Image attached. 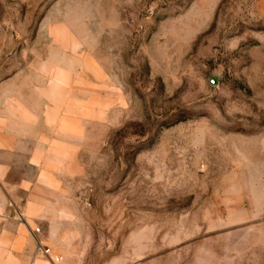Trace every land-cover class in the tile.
Segmentation results:
<instances>
[{
  "label": "rangeland",
  "instance_id": "rangeland-1",
  "mask_svg": "<svg viewBox=\"0 0 264 264\" xmlns=\"http://www.w3.org/2000/svg\"><path fill=\"white\" fill-rule=\"evenodd\" d=\"M13 76L115 95L63 264H264V0H0Z\"/></svg>",
  "mask_w": 264,
  "mask_h": 264
},
{
  "label": "crops",
  "instance_id": "crops-1",
  "mask_svg": "<svg viewBox=\"0 0 264 264\" xmlns=\"http://www.w3.org/2000/svg\"><path fill=\"white\" fill-rule=\"evenodd\" d=\"M14 79L0 85V264H63L72 185L85 173L80 147L115 95L83 80L77 91L69 83L23 94Z\"/></svg>",
  "mask_w": 264,
  "mask_h": 264
},
{
  "label": "built area",
  "instance_id": "built-area-1",
  "mask_svg": "<svg viewBox=\"0 0 264 264\" xmlns=\"http://www.w3.org/2000/svg\"><path fill=\"white\" fill-rule=\"evenodd\" d=\"M36 231L38 232L39 228H36ZM37 249H38L39 253L45 254V255L48 254L50 251V249L48 247L43 246V244H41V243H38Z\"/></svg>",
  "mask_w": 264,
  "mask_h": 264
}]
</instances>
